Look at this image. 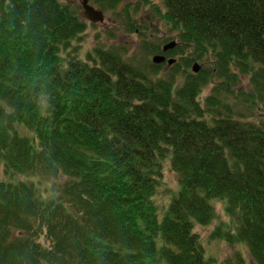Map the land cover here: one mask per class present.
<instances>
[{
	"label": "trees",
	"instance_id": "16d2710c",
	"mask_svg": "<svg viewBox=\"0 0 264 264\" xmlns=\"http://www.w3.org/2000/svg\"><path fill=\"white\" fill-rule=\"evenodd\" d=\"M164 3L182 42L222 66L252 63L264 83V0ZM0 7V264H216L194 230L214 198L264 264V123L228 106L207 116L196 78L174 90L109 50L61 65L85 24L57 0ZM167 159L180 188L159 208ZM36 175L66 179L45 194Z\"/></svg>",
	"mask_w": 264,
	"mask_h": 264
},
{
	"label": "rangeland",
	"instance_id": "374dc122",
	"mask_svg": "<svg viewBox=\"0 0 264 264\" xmlns=\"http://www.w3.org/2000/svg\"><path fill=\"white\" fill-rule=\"evenodd\" d=\"M57 1L85 24L84 31L72 39L70 47L61 49V65L66 66L68 56L86 60L89 54L95 57V49L109 50L120 54L127 62L138 65L140 70L152 77L171 79L174 81V90L189 77L196 78L200 84L199 102L207 111L211 109L207 116L215 114L218 108L225 109L228 106L234 118L264 123V83L254 80L256 66L251 63L240 67L232 60L222 66L211 47L201 52L195 49L196 46L182 42L181 29L175 28L166 18L164 0H89L92 6L103 11L105 17L102 22L87 20L80 0ZM173 40L177 44L167 50L166 60L154 64L153 57L162 54L163 45ZM171 50L175 51L172 53ZM168 58L176 59L175 63L169 65ZM194 63L200 65L198 72L192 70ZM16 125L20 134L35 137L33 129L23 124ZM4 170L1 165V179L8 178ZM21 177L27 179V175ZM31 178L39 182L45 194L55 192V188L61 187L66 179L65 176L45 179L39 175ZM179 188V176L167 159L163 166L161 186L155 196L159 208L167 206ZM212 203L215 211L213 220L207 225L196 224L194 228L206 254L214 258L216 264H239L240 256L247 264H254L248 245L236 238L237 220L226 211L227 199L214 198ZM37 240L45 247L51 245L44 234Z\"/></svg>",
	"mask_w": 264,
	"mask_h": 264
},
{
	"label": "water",
	"instance_id": "95a60500",
	"mask_svg": "<svg viewBox=\"0 0 264 264\" xmlns=\"http://www.w3.org/2000/svg\"><path fill=\"white\" fill-rule=\"evenodd\" d=\"M81 6L83 8V14L84 17L91 21V22H102L104 21V13L101 9H97L94 6H92L89 2V0H80ZM177 42L176 41H170L166 44L163 45L162 49L163 51H167L169 49H173L176 46ZM166 60V57L161 54H157L153 57V63L154 64H160ZM176 59L174 58H168L167 63L169 65L174 64ZM200 69V65L198 63H194L192 66V70L194 72H198Z\"/></svg>",
	"mask_w": 264,
	"mask_h": 264
},
{
	"label": "bare ground",
	"instance_id": "6f19581e",
	"mask_svg": "<svg viewBox=\"0 0 264 264\" xmlns=\"http://www.w3.org/2000/svg\"><path fill=\"white\" fill-rule=\"evenodd\" d=\"M166 52H167V51H165V52L163 51V53H162L161 55H164V56L166 57V54H165Z\"/></svg>",
	"mask_w": 264,
	"mask_h": 264
}]
</instances>
